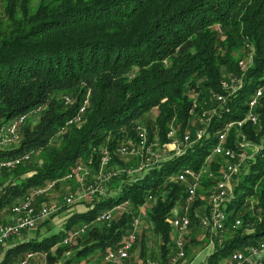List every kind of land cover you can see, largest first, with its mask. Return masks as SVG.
<instances>
[{
  "label": "trees",
  "instance_id": "trees-1",
  "mask_svg": "<svg viewBox=\"0 0 264 264\" xmlns=\"http://www.w3.org/2000/svg\"><path fill=\"white\" fill-rule=\"evenodd\" d=\"M258 91V123L239 129ZM86 102L82 122L68 126ZM22 117L19 141L0 148V165L31 160L0 169V226L34 191L55 183L39 206L61 185L77 189L67 177L79 166L97 174L106 153L119 174L105 197L69 216L60 235L24 233L1 247V264H19L30 254L29 264H108L107 254L122 246L143 208L150 228L141 229L130 253L139 251L143 264H166L174 250L171 218L187 197L178 176L189 168L202 180L187 214L186 258L190 246H210L200 220L209 212L204 197L227 164L214 155L219 133L231 124L228 148L237 150L240 131L261 148L236 178L222 208L225 232L205 264H223L264 241V0H0V128ZM138 127L162 150L173 141L171 129L180 140L189 131L191 144L150 164L121 157L117 150L138 141ZM201 129L205 135L196 141ZM107 213L112 221L98 223ZM84 226V234L64 244ZM151 236L159 252L147 255Z\"/></svg>",
  "mask_w": 264,
  "mask_h": 264
},
{
  "label": "built area",
  "instance_id": "built-area-1",
  "mask_svg": "<svg viewBox=\"0 0 264 264\" xmlns=\"http://www.w3.org/2000/svg\"><path fill=\"white\" fill-rule=\"evenodd\" d=\"M225 87H227L225 85ZM263 91H258L255 96V104H258V95ZM216 99L219 102L224 101V97L217 96ZM65 105H73L71 99H66L64 102ZM88 103V102H87ZM254 107V106H253ZM86 107H82L77 116L73 120H78L81 113ZM39 113V112H35ZM256 117H248L241 122V129L244 127L246 122H255ZM26 117L18 119L12 127V130L9 134L0 133V148H8L12 145H15L19 141V122L25 121ZM72 120V121H73ZM70 121L67 124H72ZM233 125L229 127L232 128ZM228 130V132H229ZM205 130L201 129L196 131V141L202 139V133ZM227 132V135L229 133ZM139 138L137 141V148L135 151H126V146L120 147L117 152L121 157H138L146 159L148 164L152 162H159L162 160L161 155L158 153L159 145L149 144L148 134L146 130H138ZM169 137L173 139L172 143L169 146L175 153H182L183 147H187L191 144V133L188 131L185 133L184 139L180 140L176 137V131L171 129ZM246 139V135L241 131L238 134L236 145L237 150L228 148L226 144L222 141L218 144L216 151H214L215 156H221L226 159V165L224 167V176H223V186L219 189H213L211 191L209 202H214V211H209L203 216L205 223V231L208 232L210 239V245L214 247V241L219 239V237L224 233L222 230V208L224 202L231 198L232 196V181L237 178L241 173L244 166L247 165L248 160L254 158L260 151V146L254 145V152L249 154V149H243L238 147V140ZM162 149H160L161 151ZM252 157V158H250ZM25 158H30V156H24L22 158L14 159L7 163L1 164L0 166H10V167H19L24 163ZM77 168H83L79 166ZM77 168L74 169V173L70 174L67 177L68 180L75 179L77 176ZM119 170L117 168L111 167V158L106 153L101 160V165L97 176L89 181L91 172L87 170V176L83 177L80 180L79 186L74 191L68 193L63 197L61 202L41 204L38 206V199L45 196V192H49L54 186L55 183L49 185L48 188L42 189L41 191H34L30 196L26 197L19 204L13 207L12 211H16V220H10V222L0 226V248L7 245L9 241L17 239L23 236L24 233H29L37 229V227L50 220L53 216L60 212L63 206H72L80 200L90 201L93 198L105 197L108 194V186L112 180L117 177ZM212 175H210L211 177ZM178 181L186 185L187 197L184 202L183 207L180 212L175 211L174 215L171 218V224H178L179 233H173L172 238L179 239V250H172L169 261L166 264H175L174 256L181 254L183 251V246H187V237L192 224L186 223V216L188 211H190V204H194L196 199L194 197V188L196 187V171H183L178 176ZM29 204H36V212L34 215L20 216V209H24V206ZM112 221V214H106L101 216L98 223H106ZM238 221V220H237ZM88 226H84L82 230L76 231L69 238L65 239V243H72L76 238L85 233ZM233 229L234 225H233ZM141 231V218H137L133 222V233L130 239H124L122 246L117 250L110 251L105 261L108 264H131V250L133 246L136 245L138 240V235ZM35 255L30 254L27 256L26 260L21 263H29L34 259ZM20 264V263H19ZM150 264H160L159 262H152ZM224 264H264V243H260L256 247H248L244 251H241L239 254H234L231 256L230 260H227Z\"/></svg>",
  "mask_w": 264,
  "mask_h": 264
},
{
  "label": "rangeland",
  "instance_id": "rangeland-1",
  "mask_svg": "<svg viewBox=\"0 0 264 264\" xmlns=\"http://www.w3.org/2000/svg\"><path fill=\"white\" fill-rule=\"evenodd\" d=\"M247 149H249L248 153L252 154L254 152L253 148L254 145L252 142H250L247 138ZM257 146V145H255ZM170 151H172L171 149H166V150H161L158 149V153L161 155L163 161L167 160V158L170 156ZM252 158V157H250ZM245 167V166H244ZM223 170V169H222ZM221 170V171H222ZM220 171V172H221ZM84 173H81L79 175L76 176L75 178V183L76 185H79V182L81 179H83V175ZM202 175V174H201ZM97 175L95 173H92L89 177V181L93 180ZM236 182V178L232 181V185L234 187V184ZM233 189V188H232ZM71 191V187L70 186H65V185H61L58 190H56L55 192L51 193L50 197H49V202L51 203H56V202H61V199L63 198V196L66 193H70ZM49 193V192H48ZM206 199V197H204V200ZM84 200H80L79 202H76L74 205L72 206H68L65 207L64 209H61L59 213H57L53 218H51L50 220L46 221L47 223L44 224V226L40 225L39 228L36 231H32V233L29 236L30 238H34L37 236V234H44L46 233V231H48L49 229H54L53 233L60 235L61 231L64 229L65 224L69 218V216L72 213L78 212V211H85L86 210V202ZM179 212V211H178ZM142 216H141V229L143 230L144 228H150V224H149V220H148V216H147V210L145 208L142 209ZM174 233V232H173ZM148 234L151 235L150 232H148ZM173 236V234H172ZM18 239L22 240L23 236L19 237ZM202 240V239H201ZM159 239L151 236L150 238V242L148 244V252L147 255H150L151 252H155L158 253L159 252ZM201 247H194V246H190V248L188 249V259L186 258V260L182 261L180 264H205L207 257L211 254V252L213 251V245L207 246L205 245V243H201ZM8 248V247H7ZM138 252H135L134 255H131V261L137 264H143V260H140L138 258ZM41 258V257H40ZM42 259V258H41ZM4 260V255H0V264L3 262ZM40 261V260H39ZM44 261L41 260V264H43ZM133 263V264H134ZM91 264H101V263H91ZM105 264V263H104Z\"/></svg>",
  "mask_w": 264,
  "mask_h": 264
},
{
  "label": "bare ground",
  "instance_id": "bare-ground-1",
  "mask_svg": "<svg viewBox=\"0 0 264 264\" xmlns=\"http://www.w3.org/2000/svg\"><path fill=\"white\" fill-rule=\"evenodd\" d=\"M262 97V93L261 94H259L258 95V102H259V100H260V98ZM66 99H68V98H65V101H66ZM86 105H87V102L84 104V106L83 107H86ZM254 106V107H253ZM256 106H258V104H255V98L250 102V112H249V114H250V117H256L255 118V122H249V123H252L253 125H257V123H258V117L255 115L256 114V112H255V114H254V109H255V107ZM85 110H86V108L84 109V111L81 113V115L85 112ZM80 115V117H79V119L78 120H73L72 121V124H67L68 126H70V125H74V124H78V123H81L82 122V116ZM24 122L25 121H20L19 122V126L20 125H23L24 124ZM242 122V121H241ZM241 122H237V124H236V126H238V128L239 129H241ZM247 123V122H246ZM232 125V124H231ZM231 125H229L228 127H227V129L226 130H224V132H221V133H219V143L222 141V143H224V144H226L227 143V140H228V138H229V135H227V132H228V130H229V127L231 126ZM235 125V124H234ZM12 127H13V125L12 126H3V127H1L0 128V133L1 134H9V132L12 130ZM138 130H146L144 127H138V129H137V131ZM205 135V132L204 133H202V138H203V136ZM131 143H132V141H131ZM247 145H248V143H247V136H246V139H242V140H238V147L239 148H243V149H247ZM217 147H218V145H217ZM217 147L215 148V151H216V149H217ZM136 148H137V142L136 143H134V144H131L130 146H126V151H135L136 150ZM26 156H29V155H26ZM31 159L30 158H25L24 159V162H28V161H30ZM1 168H6V169H15V167H10V166H0V169ZM187 171H194V170H192V169H186ZM186 170H184V171H186ZM8 171V170H7ZM10 172H11V170H10ZM74 172H72L71 174H73ZM81 173H84L83 175V177H85V176H87V169H85V168H78L77 169V175H79V174H81ZM202 173H197L196 172V187L194 188V197H195V199L197 198V196H198V191L200 190V187H201V180H202V175H201ZM70 176V175H69ZM223 176H224V173L222 174V176L220 177H218V182L213 186L214 187V189H219V188H221V186H223ZM211 177H213V176H211ZM233 188V187H232ZM232 192H233V189H232ZM46 193V192H45ZM46 195V194H45ZM210 195H211V193L206 197V199H205V201H206V203H207V206H208V209H209V211H214V202H209V200H210ZM230 199H228V200H226L225 202H224V204H226L228 201H229ZM191 205V204H190ZM36 212V204H29V205H26V206H24V209H20V216H28V215H34V213ZM107 214H112V213H107ZM106 214H104V215H102V216H105ZM11 217H12V219L11 220H16V211H11ZM101 216H99L98 218H97V221L99 220V218H100ZM226 221H227V216H226V214H225V212L222 210V230L225 232V228H226ZM200 222H201V225L203 226V228H204V230H205V223H204V218L202 217L201 218V220H200ZM186 223L187 224H191V220H190V218L188 217V215L186 216ZM242 223H241V221H236L235 223H234V228L237 230L239 227H241L242 225H241ZM172 226H173V229H174V233H179V226H178V224H172ZM132 231L130 232V234H129V236H128V238L127 239H130L131 237H132V233H133V224H132V229H131ZM261 243H264V241L263 242H261ZM67 244V243H66ZM135 247V245L133 246V248ZM247 249V248H246ZM174 250H179V239H176V238H174ZM239 253H241V252H237V253H235V254H239ZM186 246H183V251H181V254H179V255H177V256H174V263L175 264H180L182 261H184L185 259H186ZM233 256V255H232ZM231 258V257H230ZM230 258L228 259V260H230ZM225 263V262H224ZM223 263V264H224ZM20 264H29V263H20Z\"/></svg>",
  "mask_w": 264,
  "mask_h": 264
},
{
  "label": "crops",
  "instance_id": "crops-1",
  "mask_svg": "<svg viewBox=\"0 0 264 264\" xmlns=\"http://www.w3.org/2000/svg\"><path fill=\"white\" fill-rule=\"evenodd\" d=\"M85 201V200H84ZM83 201V202H84ZM86 202V201H85ZM87 207V206H86ZM78 212H82L81 210L80 211H78ZM73 214V213H72ZM12 219V217L10 216V217H6V220L8 221V220H11ZM32 232H29V233H25V234H27V235H30ZM24 235V234H23ZM173 237V236H172ZM186 260V259H185ZM130 263L132 264V261H131V259H130ZM134 263V262H133ZM44 264V263H43ZM134 264H137V263H134Z\"/></svg>",
  "mask_w": 264,
  "mask_h": 264
}]
</instances>
